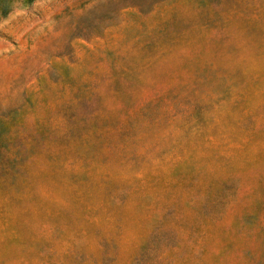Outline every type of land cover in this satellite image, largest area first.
<instances>
[{"label":"rangeland","instance_id":"obj_1","mask_svg":"<svg viewBox=\"0 0 264 264\" xmlns=\"http://www.w3.org/2000/svg\"><path fill=\"white\" fill-rule=\"evenodd\" d=\"M0 264H264V0H0Z\"/></svg>","mask_w":264,"mask_h":264},{"label":"trees","instance_id":"obj_2","mask_svg":"<svg viewBox=\"0 0 264 264\" xmlns=\"http://www.w3.org/2000/svg\"><path fill=\"white\" fill-rule=\"evenodd\" d=\"M5 9H2V11H1V14L3 15V14H5Z\"/></svg>","mask_w":264,"mask_h":264}]
</instances>
